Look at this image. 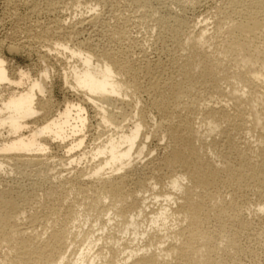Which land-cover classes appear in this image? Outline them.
<instances>
[{
    "label": "bare ground",
    "instance_id": "bare-ground-1",
    "mask_svg": "<svg viewBox=\"0 0 264 264\" xmlns=\"http://www.w3.org/2000/svg\"><path fill=\"white\" fill-rule=\"evenodd\" d=\"M61 1L87 4L23 0L34 13H53ZM95 1L37 33L42 59L68 61L61 79L81 103L65 98L54 109L49 67L32 77L0 55V176H18L0 179V264H246L240 258L254 251L239 238L264 235V0H219L195 23L185 12L203 0H122L154 21L165 62L150 60L144 45L133 58L128 20L107 24L95 7L113 14L120 2ZM96 24L104 44L78 39ZM86 107L100 128L89 150ZM156 136L160 154L142 163ZM54 141L65 149L58 161L48 155ZM57 164L71 167L53 172ZM69 192L95 216L65 204ZM34 200L49 232L25 226Z\"/></svg>",
    "mask_w": 264,
    "mask_h": 264
},
{
    "label": "rangeland",
    "instance_id": "rangeland-1",
    "mask_svg": "<svg viewBox=\"0 0 264 264\" xmlns=\"http://www.w3.org/2000/svg\"><path fill=\"white\" fill-rule=\"evenodd\" d=\"M121 1L122 0H114V2H113L114 4L116 2H120V3L116 4L117 6L115 5L116 6L115 10H114L115 13H113V14L108 10V8H105L106 6H104V7L102 6L103 9L101 8L100 5L95 6L98 9V13L100 14V12H101V14H100L101 20L102 21L106 20V22L105 21L104 22L107 24L109 22L110 25L114 24L115 20L117 21V19H118L117 17L120 18L121 16H123V18H126V20H128L127 22L130 25L129 26L127 23V25H128L127 29H130V30H128V33L130 34V37L133 40L135 39L134 40L135 42L132 40V42H134V43L132 44V42H131V44H130V41L128 39V40H125L128 42L123 41L122 44L124 45L123 46L124 48L127 47L128 44H130V47H128V48L130 49V53H131V51H133L131 53V55L133 54V58L140 59V58H138L139 56H142V53L140 50H142L141 47L144 45L142 48L144 51L146 49L147 52L145 51V53L148 54V55L146 54V56L150 60L156 61V59L157 60L161 59L164 62H165V60L167 61L168 58H167L166 54L163 55L162 52L159 54H156L159 52V50H156L155 45H154V41H153L154 35H155L154 21L150 18L142 16V13L140 10H137V9L135 10V9L129 8V7L123 8L122 7L123 4L121 3ZM63 2L64 1H61L60 3L56 4V6H55L56 8L54 9L53 13H52V11H42V12L34 13L31 11L29 5L28 4L26 5V3L23 2V0H0V55H2L5 58V61L8 65L7 67L8 68L10 67L9 68L10 71H13V69L17 70V68H19V69L20 68H22V69L27 68V70H30L29 72H30V75L32 77H37L40 74L41 68H43L44 65H47L49 67V71H50L49 72L50 77L48 79L50 81V83L48 81V83H49L48 85H49V88H51L50 89L51 90L50 95H52L51 99L54 103V109L62 106L65 98L68 100L74 101V102H78V103H81V101L79 99L80 98L79 96L77 97L76 95H74L71 92L66 90L65 85L63 84L62 79H61L62 72L67 71V69L69 68L68 61L65 60L64 58H61L62 56L60 54H58L56 58L42 59L41 55H42V51L45 49V47L42 46L44 42H42L41 38L37 37V33L39 30H41L43 28V26L45 27V26L53 25V24H51L52 21L54 22V20H52V19H57V20L59 19V21H60L63 18V21L66 23L72 22V20L74 21V17L76 19L79 17V15L81 16L82 14H85V12L89 10V8H87V6L88 7L93 6V3H94V5H96L95 0H87V4H85V5L83 4V6L81 5L79 7L71 6V4H68L66 6L65 5L66 1L64 3ZM89 3L91 5H89ZM219 3H220L219 0H205V1L203 0L200 4L196 5L194 8L187 9V11L185 12V17L192 23H193V21H194V23L197 21L199 22L201 19L208 16V12H210V10H212L213 5L215 6ZM97 9H96V11H97ZM75 10H76V12H75ZM108 11H109V15H108ZM46 12H49V13H46ZM80 13H82V14H80ZM55 15H56V17H55ZM113 15H115V16L113 17ZM60 16H61V19H60ZM45 17H47V18H45ZM39 20H40V22H39ZM207 21L210 22L211 20L208 19ZM48 24H50V25H48ZM97 27H98V30L96 29ZM196 28H197V26H196ZM208 28L210 29L211 25H209ZM100 29H101L100 25H97V24L95 25V27L87 26L84 28V30L82 29L83 31L82 30L80 31L78 39H81V40L82 39L83 40L88 39V41L91 39L90 40V43L92 42L91 44L102 45V44H104V39L102 36V34H103L101 31L102 29L101 30ZM209 32H211V30ZM137 40H138V42H137ZM136 43L138 45L137 47L135 46ZM11 44L16 45V46L19 45V47L20 46L21 47H20V49H18V51L17 50H10L9 47L11 46ZM151 44H153L154 46ZM131 45H132V48H131ZM153 47L156 51L153 49ZM86 110H87V113H88L90 118L87 121V128H86L87 132L85 131V140H84L85 144L83 145V147L87 148L86 150H89L92 146L91 144H93L94 141L95 142L98 141V140L96 141L94 139H97L96 137H97V133L99 131L98 129H100V128L98 127L96 121L93 118H91V115L94 114V113H92L93 110L90 109V107H86ZM138 111H148L147 105L145 103H141L138 106ZM141 120L144 123L145 129H148V128L151 129V127L149 125L150 120H149L147 112H145L141 116ZM102 138H103V136H102ZM157 140L161 141L160 138H158V136L151 137V139H149L147 141L148 142V148H150L151 151H150V154H148L145 158L142 159V163H145L148 161V159L156 157V155L160 154V152H161L160 148L155 147V145H154L157 143ZM161 142H163V141H161ZM49 147H50V149L48 150V155L51 156L55 161H58L57 159H59L61 156H63V154H64L63 150H65V149H63L62 146L58 145V143L56 141H54L53 144L50 145ZM83 147H82V149H83ZM157 149H159V150H157ZM84 162L85 161H83V162L81 161L80 164H78V166L76 168H79V169L84 168V166L87 164V163H85V165H84ZM68 166L69 165H63V166L61 165L60 166V164H57L55 166V169L53 172L59 171V169L61 168L60 170L62 171V174H66V173H68V171H66ZM69 167H71V166H69ZM69 171L72 172L73 168H71V170H69ZM10 174H6V175L3 174L2 176H0V179H5L7 181H10V179L15 176V173L14 174L10 173ZM15 177H18V176H15ZM34 194H36V197L38 199L41 198V201L46 200V195L43 192V188L36 189L34 191ZM72 200L77 201V206H75V207L77 210H79V212H82V209H83V212L88 213V215L91 218H93L95 216L96 211L90 210L88 203L82 199L80 194L75 193V192L67 193L66 194V201L64 203L67 204V203L71 202ZM87 209H89V210H87ZM42 213H43V208L40 206V203H37L34 200V202L29 204V206L26 208V213H25V216H27V218H26L27 223L25 226L28 228V231L33 230V231H37L38 233H41L45 230V228L46 229L49 228L48 229V232H49V230H50L49 223H47L45 219L39 218L42 215ZM31 214H36L38 220L37 221H30L29 216ZM90 222H91V219H90V221L88 220L85 224H83L82 230L88 229L89 228L88 225L90 226L92 224ZM80 223H82V222H80ZM240 242H242V243H240ZM239 243L242 247H245V248L250 249L251 251H254L253 253H251L254 256H250V254H249V255L241 257L240 260L242 262H244L246 264H249V263L264 264V235L259 239H256L253 237L241 236L239 238ZM3 250L0 251V260L4 254Z\"/></svg>",
    "mask_w": 264,
    "mask_h": 264
}]
</instances>
